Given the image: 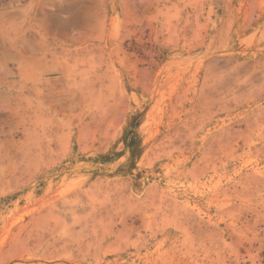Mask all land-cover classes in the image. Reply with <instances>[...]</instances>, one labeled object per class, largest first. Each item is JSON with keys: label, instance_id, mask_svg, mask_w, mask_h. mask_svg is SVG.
<instances>
[{"label": "rangeland", "instance_id": "1", "mask_svg": "<svg viewBox=\"0 0 264 264\" xmlns=\"http://www.w3.org/2000/svg\"><path fill=\"white\" fill-rule=\"evenodd\" d=\"M0 264H264V0H0Z\"/></svg>", "mask_w": 264, "mask_h": 264}]
</instances>
